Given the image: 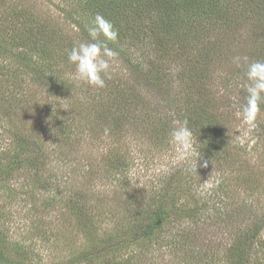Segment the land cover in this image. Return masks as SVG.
<instances>
[{"label": "rangeland", "instance_id": "rangeland-1", "mask_svg": "<svg viewBox=\"0 0 264 264\" xmlns=\"http://www.w3.org/2000/svg\"><path fill=\"white\" fill-rule=\"evenodd\" d=\"M87 1L0 0V252L4 254L0 264H115L117 260L229 264L227 249L235 234L263 221L264 108L254 124L246 123L242 92L227 89L226 82L228 78L240 85L248 82L233 58L256 61V46L264 36L254 35L253 25L246 21L232 42L225 40L228 52L218 64H211L214 108L222 111L219 124L225 151L205 157L198 136L192 133L191 155L181 160L179 146L171 139L158 142L156 134L146 130L147 124L139 122L127 131V124L118 127L100 119L101 107L94 105L101 99L100 90L72 81L69 74L75 66L71 63L51 69L49 65L43 70L51 72L47 79L33 72L38 54L23 46L26 36H35L30 30L40 24L65 47L88 41L77 23L91 25ZM26 52L30 59L24 57ZM110 65L105 80L130 75L121 59L113 58ZM11 66L18 72V87L9 94L2 70ZM181 87L179 80L165 94L140 87L142 101L161 109L172 122L177 106H182L176 96ZM65 105L68 109L62 108ZM35 137L45 154L39 177L49 182V175H61L53 186L37 183L41 191L32 180V166L19 168L12 163L14 150ZM203 160L208 161L207 167L200 166ZM60 190L64 197L57 194ZM167 191L175 196L177 206L184 207L179 217L152 239L132 240L112 249ZM50 201L54 207H46ZM209 214L213 220L206 224ZM260 235L264 239L263 225ZM87 251L94 252L96 260L84 257Z\"/></svg>", "mask_w": 264, "mask_h": 264}, {"label": "trees", "instance_id": "trees-1", "mask_svg": "<svg viewBox=\"0 0 264 264\" xmlns=\"http://www.w3.org/2000/svg\"><path fill=\"white\" fill-rule=\"evenodd\" d=\"M87 3L85 8L92 19L99 13L111 21L118 31L117 40L108 42V46L118 53L116 57L126 62L130 69V75L107 79L105 87L98 88L101 99L98 104H94L96 108L101 107L98 117L105 121L108 119L118 127L127 124V131L134 129L139 122L141 125L147 124L146 130L151 129L159 138L156 140L165 143L170 139L174 125L187 121L188 128L198 136L196 139L199 150L205 157H218L223 153L225 150L223 151L221 143L222 127L219 124L222 111L214 108L211 79L214 73L210 67L215 61L214 65L218 64L222 54L228 52L229 49L224 47L225 40L229 38L232 42L233 35L243 29L246 21L253 25L254 35L264 36V0H90ZM77 23L82 34L90 40L88 26L82 20ZM30 31L35 36L30 39L29 35L26 36L23 46L38 54L39 61L35 63L34 73L47 79L51 77V72H43L46 67L50 65L48 69H51L55 65L63 64L62 62L70 63L66 50L71 46L65 47L61 42H57L50 37L49 30L40 24ZM258 42L256 60H264V40ZM24 57L30 59L27 52ZM238 73L243 74V79H247L244 70ZM17 74V70L12 66L2 70L6 80L4 86H7L5 91H10L9 94L14 92L11 91L12 88L17 90ZM213 79L215 80V77ZM178 80L183 91L176 96L179 101L182 100V106H177L171 122L166 120L170 116H166L161 109L153 108L150 103H143L140 87L165 94ZM227 80V89L241 91L245 105L249 82L243 80L240 85L235 83V78ZM12 83H15V86L12 87ZM9 94L4 97L5 100ZM14 95L17 96V92ZM166 104L168 105V102ZM262 107L264 108V102L260 103V108ZM6 113L11 117L12 112L9 109ZM128 113H133V116L130 117ZM35 138L29 142L26 140L25 146L14 150L12 163L20 165L19 168L32 166V180L36 181V187L37 183L53 186V180H57L61 175H49V182L46 178L39 177L45 169V154L39 138ZM37 191H41L39 187ZM60 191L57 194L64 197V191ZM54 199L52 200L55 201ZM175 200V196L169 191L164 193L151 213L141 218L134 229L130 228L125 232V238L121 237V240L115 241L112 249H117L120 245L126 246L132 240L152 239L183 211L184 207L177 206ZM48 203L46 207L55 206L51 201ZM262 215L263 221L261 224L258 222L259 226L254 223L253 228H244L235 234L227 249L229 264H264V239L260 235L262 225L264 227V214ZM205 220L206 224L213 220L211 214L206 215ZM109 237L112 239V236ZM173 245L175 244L172 243L171 246ZM114 253L118 254L117 251ZM85 255L86 258L96 260L94 252L87 251ZM1 257H4L2 250L0 259ZM86 258H82V261ZM9 262L10 260H6L4 263ZM116 262L115 264H131L128 260Z\"/></svg>", "mask_w": 264, "mask_h": 264}, {"label": "clouds", "instance_id": "clouds-1", "mask_svg": "<svg viewBox=\"0 0 264 264\" xmlns=\"http://www.w3.org/2000/svg\"><path fill=\"white\" fill-rule=\"evenodd\" d=\"M87 31L90 40L74 43L70 49L66 50L68 61L75 66V71L69 74V78L74 82H84L103 88L105 77L110 73V60L118 55L108 46V42L117 40L118 31L111 21L99 13L95 15ZM233 63L244 69V75L249 82L243 114L246 123L254 124L260 112V103L264 102V60L249 62L247 56H236L233 58ZM62 108L68 109L66 105ZM170 139L179 146L178 159L184 160L190 157L192 132L187 126V121L172 129ZM200 166L207 167L208 161L203 160Z\"/></svg>", "mask_w": 264, "mask_h": 264}]
</instances>
